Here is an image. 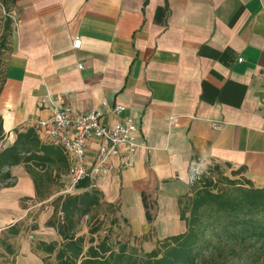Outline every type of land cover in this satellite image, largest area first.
<instances>
[{"label":"crops","instance_id":"0c3cea01","mask_svg":"<svg viewBox=\"0 0 264 264\" xmlns=\"http://www.w3.org/2000/svg\"><path fill=\"white\" fill-rule=\"evenodd\" d=\"M2 39L5 146L48 118L52 105L98 110L110 126L135 119L139 147L129 166L95 183L145 250L185 230L179 199L192 165L243 167V179L264 186V0H15L8 9L0 2ZM115 105L124 110L112 113ZM8 170L0 233L22 222L11 241L14 264H43L33 248L59 237L47 221L60 192L39 202L24 166ZM26 198L42 205L29 209Z\"/></svg>","mask_w":264,"mask_h":264},{"label":"trees","instance_id":"16d2710c","mask_svg":"<svg viewBox=\"0 0 264 264\" xmlns=\"http://www.w3.org/2000/svg\"><path fill=\"white\" fill-rule=\"evenodd\" d=\"M0 2L8 9L15 0ZM2 42L3 39L1 47ZM0 144L3 186L13 184L8 169L23 165L33 179L37 201L63 190L59 187L65 186L63 176L68 168L63 149L43 139L34 126L16 131L11 145L5 146L4 141ZM218 169V164L210 168ZM242 171L243 167L232 169L231 175L238 176ZM240 180L225 178L219 183L205 175L200 178V186L179 199V219L185 230L156 242L149 251L138 250L113 235L110 228L118 222L115 209L103 200L98 188L81 181L77 184L78 192L58 194L50 202L53 216L47 225L55 229L60 240L36 241L33 249L41 255L43 264H225L244 253L257 260L264 255V186L255 187L249 180ZM59 211L63 213V222L58 218ZM103 218L109 220L106 234L95 238L99 227H89L88 238L80 234L84 220ZM21 226L22 222H16L0 233V264L15 263L16 250L11 241Z\"/></svg>","mask_w":264,"mask_h":264},{"label":"built area","instance_id":"2783aa9c","mask_svg":"<svg viewBox=\"0 0 264 264\" xmlns=\"http://www.w3.org/2000/svg\"><path fill=\"white\" fill-rule=\"evenodd\" d=\"M79 45L80 39H76L73 47ZM241 60L239 58L238 62ZM81 67L80 63L77 64V68ZM40 103L47 106L48 101L41 98ZM123 110L122 105H115L112 113L120 114ZM34 127L43 139L62 147L67 158L68 179L59 194L77 192V184L81 181H87L91 188L96 187L95 181L101 174L128 167L139 147V126L130 116L110 126L102 121V114L98 110L76 113L67 106L52 105L50 116L36 121ZM92 146V154L88 155ZM31 200L25 201L30 204ZM41 205L34 202L29 205V209H39ZM57 215L63 222V213L59 211ZM29 238L32 236L29 235Z\"/></svg>","mask_w":264,"mask_h":264},{"label":"rangeland","instance_id":"374dc122","mask_svg":"<svg viewBox=\"0 0 264 264\" xmlns=\"http://www.w3.org/2000/svg\"><path fill=\"white\" fill-rule=\"evenodd\" d=\"M12 11L13 10L9 9L10 14L13 16ZM0 48H1V46H0ZM212 165L213 164H203L202 165V163H197L196 165H192L189 168L188 178H187L188 193H191L194 189H196L197 187L200 186V184L198 183L199 179L202 178L204 175L206 177L214 179V181H217L219 183H223L225 178H227V179L235 178V179H239V180L243 179L240 175L233 177L231 175V169H228L225 167L220 166V169H218L217 171L210 170ZM62 189H63L62 187H59V190H62ZM49 205H51L50 202H49ZM35 216H36V213H33L32 218H36ZM117 219H118V222L114 226H112V228H110V229H112L113 235L114 236L117 235L119 241H122V242L128 243V244H133L138 250H141V251L145 250L141 246V244H142L141 239L130 238V235H126L125 234L126 227L124 226L123 221H121L118 217H117ZM99 220L92 219L90 221L87 220V222H86V220H84V222L81 223L80 227H79L80 234H84L86 236V238H88L90 236L89 232H88L89 227H99L98 234H95V236H94L95 238H98V235L103 236L104 234H106V230L109 229V227H108L109 220L108 219L104 220V218H103V220H101L102 223ZM105 222H106V224H105ZM28 239H30V238L28 237ZM59 240H60V238L58 237L56 241H59ZM148 250L149 249H147L145 251H148ZM0 252H1V249H0ZM263 256H260V259L254 260V258H251L249 256V254L244 253L242 255V257H236V258L232 257V259L227 261L225 264H264V257ZM5 258H8V257H4V258L1 257V260H5ZM40 258H41V256H40ZM8 261H10L9 258H8Z\"/></svg>","mask_w":264,"mask_h":264}]
</instances>
